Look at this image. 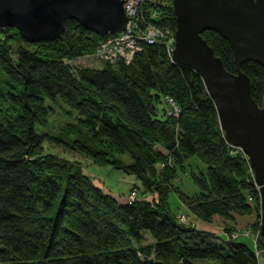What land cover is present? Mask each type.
<instances>
[{
  "label": "trees",
  "instance_id": "obj_1",
  "mask_svg": "<svg viewBox=\"0 0 264 264\" xmlns=\"http://www.w3.org/2000/svg\"><path fill=\"white\" fill-rule=\"evenodd\" d=\"M141 16L143 27L177 30L173 0L164 7L145 0ZM203 37L236 73L229 41L215 31ZM13 39L31 49H15ZM103 39L76 20L53 41L32 43L16 28L0 30V264H260V190L248 157L227 142L202 77L174 64L162 42L142 43L130 62L71 65L94 56ZM241 70L264 108V66L251 60ZM56 104L76 111L87 133L38 134L36 126L48 123ZM46 137L134 175L142 196L129 199L138 194L136 184L126 202L107 194L82 162L48 152ZM194 157L208 170L191 175L199 191L190 195L175 182ZM172 192L190 221L173 209ZM254 214V246L234 237V228H226V239L212 225L217 217ZM146 234L151 244H143Z\"/></svg>",
  "mask_w": 264,
  "mask_h": 264
},
{
  "label": "water",
  "instance_id": "obj_2",
  "mask_svg": "<svg viewBox=\"0 0 264 264\" xmlns=\"http://www.w3.org/2000/svg\"><path fill=\"white\" fill-rule=\"evenodd\" d=\"M177 17L172 61L189 67L204 80L215 103L227 142L241 147L261 193L264 240V108L252 96L250 77L241 70L247 61L264 66V0H173ZM70 20L105 37L127 29L130 17L123 0H0V30L16 28L32 43L59 39ZM215 31L229 41L236 73L203 37Z\"/></svg>",
  "mask_w": 264,
  "mask_h": 264
},
{
  "label": "rangeland",
  "instance_id": "obj_3",
  "mask_svg": "<svg viewBox=\"0 0 264 264\" xmlns=\"http://www.w3.org/2000/svg\"><path fill=\"white\" fill-rule=\"evenodd\" d=\"M11 41L15 49H18L19 47L31 49L30 45L20 39H13ZM104 64L105 62H103L97 56H91L76 60L71 65L74 68H102ZM53 108L54 109L50 111L51 116L49 118L48 123L38 124L36 126V131L38 134L53 138L65 139L66 131L71 128H73L75 131H77V133L82 135H85V133H87L86 131L88 130L83 124L80 123V116L76 111H73L70 107L65 104H56L53 106ZM49 137L45 138L44 143L48 152L56 153L62 157L82 162L86 174L92 179L96 186L102 188L107 194H111L119 201L125 202V199H128L132 188L136 184V187L138 189L136 199L142 196V185L134 175L126 173L120 169H114L110 165L97 164L91 158L85 155L65 149L62 145L55 143V141ZM83 138L87 140L85 136ZM127 158L129 159V157ZM127 158L125 157V161L130 162V160H127ZM188 165L189 166L187 167L185 172H180V177L175 182V184L180 187L181 191L190 195H194L199 190L198 187L194 184L191 175L206 173L208 170V166L204 164L198 157L192 158L189 161ZM170 202L172 204L173 209L179 213V217H181V220L183 222L190 221L189 216L187 215L188 208L180 201L176 192L171 193ZM256 221L257 217L255 214L244 218L238 217L235 221H226L222 218L217 217L216 221H214L212 225L213 227L218 229V232H221L220 236L226 239H228L229 235L226 228H234V230L236 231V233L233 234L234 237L240 236L241 240L246 241L250 245L254 246L253 240H251V238L249 237L251 234L252 237H258V234L253 235L252 233L254 232L252 229V225L256 223ZM202 226L203 224L199 223V227ZM152 242L153 238L149 234H146L143 244H151ZM260 254L261 253L259 252V255ZM194 264L219 263L215 260L198 259L194 261ZM260 264H264V251L260 257Z\"/></svg>",
  "mask_w": 264,
  "mask_h": 264
},
{
  "label": "built area",
  "instance_id": "obj_4",
  "mask_svg": "<svg viewBox=\"0 0 264 264\" xmlns=\"http://www.w3.org/2000/svg\"><path fill=\"white\" fill-rule=\"evenodd\" d=\"M125 9L130 17L127 29L121 33L110 34L103 37L104 39L98 45L94 56H97L103 62L115 63L120 59L130 62L134 54L141 49L142 43L156 44L162 42L167 50L168 55L173 57L176 47V31L171 29H160L151 25H140L142 19L141 12L145 0H123ZM158 6H167L170 0H152ZM158 12L154 11V17H158ZM140 19V20H139ZM144 22V21H143ZM174 113H178L179 109L173 99H169ZM242 151L249 159L243 148L236 147ZM254 174V171H253ZM255 176V174H254ZM137 192H132L129 199L133 202L136 200ZM259 255V252L257 253Z\"/></svg>",
  "mask_w": 264,
  "mask_h": 264
},
{
  "label": "crops",
  "instance_id": "obj_5",
  "mask_svg": "<svg viewBox=\"0 0 264 264\" xmlns=\"http://www.w3.org/2000/svg\"><path fill=\"white\" fill-rule=\"evenodd\" d=\"M103 188H104V187H103ZM125 200L127 201L128 199H125ZM126 201H125V202H126Z\"/></svg>",
  "mask_w": 264,
  "mask_h": 264
}]
</instances>
